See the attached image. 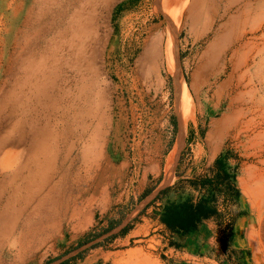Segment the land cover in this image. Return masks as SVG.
Wrapping results in <instances>:
<instances>
[{"label":"rangeland","instance_id":"374dc122","mask_svg":"<svg viewBox=\"0 0 264 264\" xmlns=\"http://www.w3.org/2000/svg\"><path fill=\"white\" fill-rule=\"evenodd\" d=\"M44 147L0 264H264V0H0V185Z\"/></svg>","mask_w":264,"mask_h":264},{"label":"bare ground","instance_id":"6f19581e","mask_svg":"<svg viewBox=\"0 0 264 264\" xmlns=\"http://www.w3.org/2000/svg\"><path fill=\"white\" fill-rule=\"evenodd\" d=\"M179 4L181 5V3ZM50 153H52L50 149L44 147L43 151L38 153L39 155L26 157L20 171L16 169L11 173L4 174L3 177L7 185H0V217H3V232L6 235H9V231L14 229L11 222L21 214H26L33 202L42 205L49 201L55 192L53 188L55 185L48 186L53 176L57 174L54 173L56 157L53 155L50 157Z\"/></svg>","mask_w":264,"mask_h":264},{"label":"trees","instance_id":"16d2710c","mask_svg":"<svg viewBox=\"0 0 264 264\" xmlns=\"http://www.w3.org/2000/svg\"><path fill=\"white\" fill-rule=\"evenodd\" d=\"M225 186L230 189L228 182L225 183ZM212 213H214V208L209 206L204 200H201L194 205L171 206L163 213L161 220L171 229L190 233L196 229L197 224L202 219L207 218ZM56 264H66V261L61 260Z\"/></svg>","mask_w":264,"mask_h":264}]
</instances>
